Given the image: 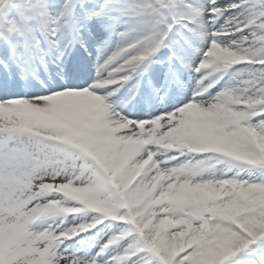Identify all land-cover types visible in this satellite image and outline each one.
Masks as SVG:
<instances>
[{
	"label": "snow or ice",
	"instance_id": "snow-or-ice-1",
	"mask_svg": "<svg viewBox=\"0 0 264 264\" xmlns=\"http://www.w3.org/2000/svg\"><path fill=\"white\" fill-rule=\"evenodd\" d=\"M0 17V264H264V0Z\"/></svg>",
	"mask_w": 264,
	"mask_h": 264
},
{
	"label": "rangeland",
	"instance_id": "rangeland-1",
	"mask_svg": "<svg viewBox=\"0 0 264 264\" xmlns=\"http://www.w3.org/2000/svg\"><path fill=\"white\" fill-rule=\"evenodd\" d=\"M20 2H21V0H16V3H20ZM5 12H6V14H7L8 19H12V18H14V17L16 16V13L13 11V9H12L11 7L6 8V9H5ZM0 19L3 21V22L0 23V24H4V23H6V21L4 20L3 17H0Z\"/></svg>",
	"mask_w": 264,
	"mask_h": 264
},
{
	"label": "bare ground",
	"instance_id": "bare-ground-1",
	"mask_svg": "<svg viewBox=\"0 0 264 264\" xmlns=\"http://www.w3.org/2000/svg\"><path fill=\"white\" fill-rule=\"evenodd\" d=\"M3 21L0 19V23H2Z\"/></svg>",
	"mask_w": 264,
	"mask_h": 264
}]
</instances>
